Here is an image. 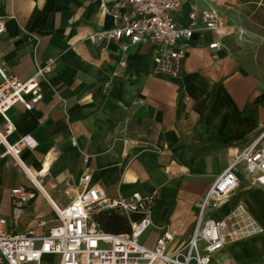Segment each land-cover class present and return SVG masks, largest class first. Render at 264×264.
Here are the masks:
<instances>
[{
    "label": "crops",
    "instance_id": "1",
    "mask_svg": "<svg viewBox=\"0 0 264 264\" xmlns=\"http://www.w3.org/2000/svg\"><path fill=\"white\" fill-rule=\"evenodd\" d=\"M250 3L182 0L176 11L180 24H188L192 8H214L223 25L185 40V55L171 74L156 70L153 58L161 48L153 42L123 51L119 42L97 45L87 39L113 24L109 0L107 11L98 0H0L5 73L24 80L54 59L40 80L41 99L32 108L18 104L7 112L14 129L6 141L29 134L37 143L20 155L38 190L15 230L40 233L54 225L50 202L66 205L71 197L65 190L80 189L79 177L89 172L90 184L108 197L157 194L143 245L151 247L163 230L174 236L169 249L186 241L195 202L234 154L264 130V35L248 26L244 9ZM214 41L219 48L208 47ZM247 49L261 57L246 55ZM3 125L0 116V132ZM236 174L238 186L227 202L206 215H224L243 202L263 232L227 244L219 257L259 264L264 262V187L243 164ZM34 184L0 144V203L6 199L10 224V190Z\"/></svg>",
    "mask_w": 264,
    "mask_h": 264
},
{
    "label": "built area",
    "instance_id": "2",
    "mask_svg": "<svg viewBox=\"0 0 264 264\" xmlns=\"http://www.w3.org/2000/svg\"><path fill=\"white\" fill-rule=\"evenodd\" d=\"M98 1L100 9L107 11V0ZM109 1L113 24L107 29L91 32L87 39L97 45L119 42L123 51L131 44L153 42L161 48L153 58L156 70L171 74L176 72L178 62L185 55V40L197 32L216 30L223 25L222 16L214 8H192L188 13V24H180L176 20V11L182 0ZM5 21L0 16V35L5 31ZM219 46L218 41L208 45L209 48ZM53 63L54 59L50 58L22 80L5 73L0 55V116L4 120L0 144L25 173L21 152L24 148H35L37 143L29 134L13 143L6 141V135L14 129L7 112L18 104L32 108L41 99L40 80L51 71ZM75 143L73 139L72 144ZM87 160V157L83 158L84 163ZM241 164L247 174L253 176V182L264 187V130L234 154L231 163L195 202L196 216L190 236L173 249H169L174 239L169 230H163L151 247L140 242L152 223L151 213L158 198L155 192L142 194L136 191L129 196L108 197L101 186L90 184L89 172H83L79 177L81 188L65 190L71 197L66 205L50 202L56 223L38 233L32 228L22 231L14 228L24 207L35 198L38 190L32 181L33 189L16 186L10 190L11 224L6 217L0 216V264H241L231 257H219V254L227 244L253 238L261 234L263 228L241 201L224 215H206L226 203L237 188L236 170ZM104 209H114L124 216L129 231L103 230L94 215ZM38 225L44 227L46 221L41 220ZM44 258L56 261L44 262Z\"/></svg>",
    "mask_w": 264,
    "mask_h": 264
},
{
    "label": "rangeland",
    "instance_id": "3",
    "mask_svg": "<svg viewBox=\"0 0 264 264\" xmlns=\"http://www.w3.org/2000/svg\"><path fill=\"white\" fill-rule=\"evenodd\" d=\"M244 12L246 16L248 17L247 21L250 24L248 26L251 27V29H253L254 31H256L259 35H261V33L264 35V0L261 3H253V2L250 3L247 6V8L244 9ZM245 52H246V55H250V54L253 55L257 53V57H256L257 59L261 57L260 55L261 53L257 52L256 50L247 49ZM16 167L19 168L18 166ZM7 215H8V204H7L6 199L3 198L0 203V216H7ZM152 240H153V235L149 237L148 242L149 241L151 242ZM140 242L141 243L143 242V237L140 238ZM43 261L49 262V261H56V260L55 259L50 260V259L44 258Z\"/></svg>",
    "mask_w": 264,
    "mask_h": 264
},
{
    "label": "trees",
    "instance_id": "4",
    "mask_svg": "<svg viewBox=\"0 0 264 264\" xmlns=\"http://www.w3.org/2000/svg\"><path fill=\"white\" fill-rule=\"evenodd\" d=\"M241 2L261 3L263 0H239ZM100 227L109 232L127 233L129 231L127 220L114 209L100 210L94 215Z\"/></svg>",
    "mask_w": 264,
    "mask_h": 264
},
{
    "label": "bare ground",
    "instance_id": "5",
    "mask_svg": "<svg viewBox=\"0 0 264 264\" xmlns=\"http://www.w3.org/2000/svg\"><path fill=\"white\" fill-rule=\"evenodd\" d=\"M23 165H24V170L26 171V173H27V175L29 176V178L31 179V181L33 182V183H35L34 182V180H33V176L30 174V172L28 171V169H27V167L25 166V164L23 163ZM44 167L46 168L47 167V165H46V161L44 162Z\"/></svg>",
    "mask_w": 264,
    "mask_h": 264
}]
</instances>
